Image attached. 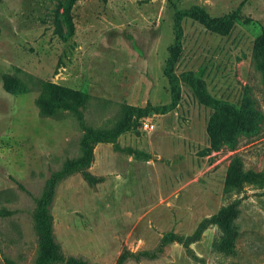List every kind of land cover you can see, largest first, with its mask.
<instances>
[{
    "label": "rangeland",
    "instance_id": "rangeland-1",
    "mask_svg": "<svg viewBox=\"0 0 264 264\" xmlns=\"http://www.w3.org/2000/svg\"><path fill=\"white\" fill-rule=\"evenodd\" d=\"M67 3L0 0V264L34 263L35 201L50 173L80 155L82 124L112 127L126 104L170 103L163 67L173 14L194 4L212 16L239 9L242 18L227 35L183 20L173 69L181 80L178 104L149 113L152 130L124 133L117 147L95 146L89 170L101 182L91 186L72 173L56 185L53 235L66 257L115 264L124 250L157 251L166 234L187 238L236 202L226 249L218 227L209 224L188 247L169 242L154 259L124 264H264V69L252 55L264 28V0H76L65 14ZM183 73L215 99L249 102L262 119L232 143L213 147L211 108ZM13 77L29 90L8 92L4 85ZM50 83L82 93L75 110L55 106L42 113ZM235 155L255 175L242 187L226 180Z\"/></svg>",
    "mask_w": 264,
    "mask_h": 264
},
{
    "label": "trees",
    "instance_id": "trees-1",
    "mask_svg": "<svg viewBox=\"0 0 264 264\" xmlns=\"http://www.w3.org/2000/svg\"><path fill=\"white\" fill-rule=\"evenodd\" d=\"M76 0H68L64 9L67 14ZM191 19L206 29L220 34L227 35L234 25L235 20L241 19L239 9L229 13L212 16L203 7L198 4L188 8L175 9L173 14V40L168 45V55L164 63L163 73L167 78L171 101L162 106L152 105L147 102L145 106H135L126 104L122 107L120 118L112 127L96 128L93 126L84 127V132L80 139V155L74 158H66L62 166L52 171L45 180L41 195L35 201L33 213L35 221V230L38 239V250L33 264H88L82 258L73 256L66 257L60 251V246L53 235V220L49 211L52 203L56 185L65 177L72 173H80L84 180L91 186L102 181L101 177L95 176L89 170L94 159V148L98 143H111L117 147V139L124 133L137 132L141 128L142 120L151 112H167L174 108L180 99L181 83L173 69L178 61L182 49L183 25L184 19ZM244 21H250L244 18ZM252 55L255 62L264 69V28L253 43ZM182 77L188 79L194 87L196 96L201 103L211 108L210 117L207 124V135L213 147L222 143H232L235 136L250 129L255 128L256 122L262 119L259 110L253 108L248 102L239 106L227 101H221L211 97L203 86V83L191 73H183ZM49 98L46 102L40 104L42 113H48L51 107L63 106L72 110L82 96L81 92L71 88L61 86L55 83L48 84ZM5 89L12 94L25 93L29 90L27 84L18 77H13L5 82ZM255 178L252 171L245 169L239 155L234 156V162L227 171L226 180L232 185L242 187L250 183ZM239 209L236 202H232L220 208V210L211 218L202 220L196 230L183 239L175 234H166L162 238V244L157 251H130L124 250L118 256L115 264H124L129 258L139 261L142 258L154 259L161 251L162 245L178 241L188 247L189 243L197 240L200 233L209 225L214 224L221 232V247H229V238L234 230V223L238 217ZM7 264H16L12 260H7Z\"/></svg>",
    "mask_w": 264,
    "mask_h": 264
},
{
    "label": "built area",
    "instance_id": "built-area-1",
    "mask_svg": "<svg viewBox=\"0 0 264 264\" xmlns=\"http://www.w3.org/2000/svg\"><path fill=\"white\" fill-rule=\"evenodd\" d=\"M141 128L143 130H152L154 128V124H152L149 119L144 118L142 120Z\"/></svg>",
    "mask_w": 264,
    "mask_h": 264
}]
</instances>
